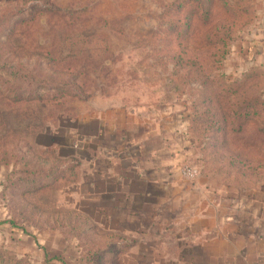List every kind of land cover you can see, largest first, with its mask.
Instances as JSON below:
<instances>
[{"label": "rangeland", "instance_id": "1", "mask_svg": "<svg viewBox=\"0 0 264 264\" xmlns=\"http://www.w3.org/2000/svg\"><path fill=\"white\" fill-rule=\"evenodd\" d=\"M256 111L264 0H0V264H217V217L264 228Z\"/></svg>", "mask_w": 264, "mask_h": 264}, {"label": "crops", "instance_id": "2", "mask_svg": "<svg viewBox=\"0 0 264 264\" xmlns=\"http://www.w3.org/2000/svg\"><path fill=\"white\" fill-rule=\"evenodd\" d=\"M148 179L140 176L139 180L147 182ZM251 213L256 216L252 210ZM249 222V218L244 221L236 216L217 217L215 248L206 250L207 255H212L217 264H264V228L258 232L256 225ZM227 227L231 230L229 233L224 230Z\"/></svg>", "mask_w": 264, "mask_h": 264}, {"label": "trees", "instance_id": "3", "mask_svg": "<svg viewBox=\"0 0 264 264\" xmlns=\"http://www.w3.org/2000/svg\"><path fill=\"white\" fill-rule=\"evenodd\" d=\"M236 115L240 118H245L246 119V115L245 116H240L239 113H241V109H239L238 111L235 112ZM251 114L248 115V112H247V117L249 118ZM256 118V119H255ZM253 119H255L257 122H259V124L261 126H263V129H262V132L264 131V117H261L260 114L256 111L254 114H253ZM242 129V125L239 124V128H238V131H241ZM12 226L16 227V224L14 222H9ZM47 254V253H46ZM48 255V254H47ZM55 260H58V261H62V258L61 256H54V257H51L49 259H47L46 262H50V261H55Z\"/></svg>", "mask_w": 264, "mask_h": 264}, {"label": "built area", "instance_id": "4", "mask_svg": "<svg viewBox=\"0 0 264 264\" xmlns=\"http://www.w3.org/2000/svg\"><path fill=\"white\" fill-rule=\"evenodd\" d=\"M197 171L192 169V168H185L183 170V176L186 178V179H194L197 177Z\"/></svg>", "mask_w": 264, "mask_h": 264}]
</instances>
